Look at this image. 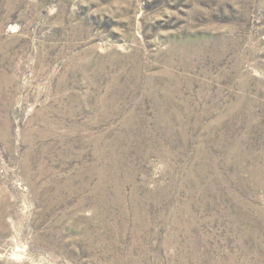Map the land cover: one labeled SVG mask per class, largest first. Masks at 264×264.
I'll return each mask as SVG.
<instances>
[{"label": "rangeland", "instance_id": "rangeland-1", "mask_svg": "<svg viewBox=\"0 0 264 264\" xmlns=\"http://www.w3.org/2000/svg\"><path fill=\"white\" fill-rule=\"evenodd\" d=\"M0 264H264V0H0Z\"/></svg>", "mask_w": 264, "mask_h": 264}]
</instances>
